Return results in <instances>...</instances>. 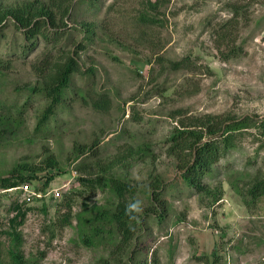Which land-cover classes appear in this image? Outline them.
I'll use <instances>...</instances> for the list:
<instances>
[{"label": "rangeland", "instance_id": "1", "mask_svg": "<svg viewBox=\"0 0 264 264\" xmlns=\"http://www.w3.org/2000/svg\"><path fill=\"white\" fill-rule=\"evenodd\" d=\"M31 4L58 12L49 0H0V10ZM147 5L73 0L69 14H56L61 40L37 38L32 50L13 25L0 35V100L24 110L15 132L0 124V179L29 177L0 185L2 241L13 245L11 219L21 209L20 249L34 264H264V195L250 192L264 176V0H168L153 25L141 19ZM74 50L80 70L37 130L47 99L30 90ZM102 96L108 107L97 110ZM208 116L243 122L198 191L182 179L168 139ZM100 176L136 189L127 198L142 210L128 244L108 223L112 232L96 244L82 240V216L94 205L114 211L119 200L90 182Z\"/></svg>", "mask_w": 264, "mask_h": 264}, {"label": "trees", "instance_id": "2", "mask_svg": "<svg viewBox=\"0 0 264 264\" xmlns=\"http://www.w3.org/2000/svg\"><path fill=\"white\" fill-rule=\"evenodd\" d=\"M73 0H49L50 5L57 9L58 12L49 9L40 10L35 5H24L12 7L7 10H0V35L5 32L9 25H13L21 30L25 40L29 42L27 45L30 50L34 49V40L39 38L45 42H59L62 38V33L57 29L59 23L56 18L58 13H70V4ZM90 1V2H89ZM87 0L92 5L96 0ZM168 0H148L150 11H145L141 14L143 23L153 25L160 22L158 16L161 5ZM238 11V10H237ZM237 14V12H236ZM64 23V21H62ZM63 25H67L64 23ZM56 30V31H54ZM80 50L85 49V44H79ZM76 55H67L57 59L53 65L50 63L47 68L46 81L42 87H33L30 92L39 93L47 99L46 106L38 119L37 130L45 128L50 120L54 117L58 106L62 103L65 97L66 89L70 83L71 76L80 70V64L77 60L78 52L74 50ZM50 61V60H49ZM52 61V60H51ZM7 67L8 65H5ZM182 66L181 61H173V69H178ZM27 101H29L27 99ZM93 107L97 110H106L108 100L106 96L98 97L93 100ZM27 108V107H25ZM24 110L16 103L0 100V124H3L4 130L15 132L21 127L23 121L21 116ZM228 119V118H227ZM222 119L221 121L212 119V117H196L194 120V128L185 125L186 128L179 129L173 134L168 141L171 143L170 150L177 159V165L180 167L182 179L185 183L198 191L206 188L202 184L203 178L211 170L212 165L217 163L234 145L230 135L236 125L243 121L233 119ZM264 126V123H263ZM85 149V148H84ZM82 149L81 151H83ZM54 166V163H51ZM29 179L25 174H17L12 177L0 179V185L3 188H12L21 185ZM95 183H103L105 186H110L117 196L118 203L114 211L103 209L98 205L92 207L90 215L82 216V240L87 245H94L98 241V237H103L104 232H112L106 229V224H115L116 230L120 234V243L128 244L134 236L133 226L131 222H136L137 213L129 214L126 209L130 201L127 194H134L135 187L127 184L121 179L109 178L103 179L101 176L95 180H90ZM154 189L150 196L155 200L161 199V191L163 186L160 181H155ZM253 197L264 195V176L257 180L250 189ZM71 205V204H69ZM70 207V206H69ZM66 221H70L71 211L68 212ZM26 212L19 209L18 214L11 219L12 231L9 232L12 244L4 245L0 235V264H34L35 262L26 258L21 251V235L17 230L24 219ZM6 249L7 252L4 250ZM215 253V252H214Z\"/></svg>", "mask_w": 264, "mask_h": 264}, {"label": "clouds", "instance_id": "3", "mask_svg": "<svg viewBox=\"0 0 264 264\" xmlns=\"http://www.w3.org/2000/svg\"><path fill=\"white\" fill-rule=\"evenodd\" d=\"M140 204H141V202L138 200L135 202H131L128 204L126 211L129 214L138 213L142 210Z\"/></svg>", "mask_w": 264, "mask_h": 264}, {"label": "built area", "instance_id": "4", "mask_svg": "<svg viewBox=\"0 0 264 264\" xmlns=\"http://www.w3.org/2000/svg\"><path fill=\"white\" fill-rule=\"evenodd\" d=\"M56 194L58 195V194H59V192L57 191V192H56Z\"/></svg>", "mask_w": 264, "mask_h": 264}]
</instances>
